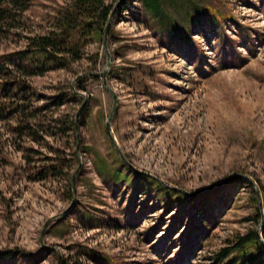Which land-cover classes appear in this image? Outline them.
<instances>
[{
  "label": "rangeland",
  "instance_id": "rangeland-1",
  "mask_svg": "<svg viewBox=\"0 0 264 264\" xmlns=\"http://www.w3.org/2000/svg\"><path fill=\"white\" fill-rule=\"evenodd\" d=\"M162 1L113 19L112 119L105 33L66 69L0 79V104L36 116L27 136L0 112V264H219L253 233L220 264H264V0ZM74 2L32 0L0 65L25 64ZM17 80L28 99L6 97Z\"/></svg>",
  "mask_w": 264,
  "mask_h": 264
},
{
  "label": "trees",
  "instance_id": "trees-1",
  "mask_svg": "<svg viewBox=\"0 0 264 264\" xmlns=\"http://www.w3.org/2000/svg\"><path fill=\"white\" fill-rule=\"evenodd\" d=\"M31 1L0 0V33L6 24L10 25L11 23H15L29 10ZM105 1L75 0L71 10L58 17V24L53 31L43 36H36L30 40L29 49L21 53V58L25 64L15 66L14 69H11L9 67L10 65H0V79H13L15 73L22 78L43 76L50 70L66 69L75 61H79L82 58V46L84 45L81 37L91 36L100 39L105 33L109 17L114 8V5H105ZM140 2L155 16L162 14V0H140ZM125 4L124 2L119 8L117 15L122 13ZM14 83L2 85L6 97L10 96L12 87L17 85V96H22L23 100L28 99L27 84L20 80ZM24 105L9 104L7 106L6 103H1L0 112L9 115L8 110H10L11 116L14 114L20 115L18 120L19 131H22L27 136L28 134L34 135L30 131L31 127L27 122L28 120L35 119L36 116L32 114L30 119H28V116L24 115L27 110ZM22 107L24 108L23 111H21ZM117 174L120 175V173ZM47 175L43 176L41 180H45ZM258 244L260 243L255 233L242 237L233 248L225 249L220 254L217 263H222L235 252H243L247 247Z\"/></svg>",
  "mask_w": 264,
  "mask_h": 264
},
{
  "label": "water",
  "instance_id": "water-1",
  "mask_svg": "<svg viewBox=\"0 0 264 264\" xmlns=\"http://www.w3.org/2000/svg\"><path fill=\"white\" fill-rule=\"evenodd\" d=\"M125 1L126 0H120V2L117 4V6L115 7V9L113 10V12L110 15L109 21H108L107 26H106V31H105V49H106V53H107V56H108V69L106 70V72H104L102 74V76L104 78V82L106 84V88L111 93V95L113 96L114 102H115L114 109L112 111V115H111V118L110 119L113 118V116L115 114V111L117 109V97H116L114 91H112V89H110L109 86L107 85V76H108V73H109L110 67H111L110 54L108 52V47H107V39H108V35H109L110 28L112 26L113 19H114L115 15H116L118 9L122 6V4ZM107 129H108V133L110 134L109 124L107 125Z\"/></svg>",
  "mask_w": 264,
  "mask_h": 264
}]
</instances>
